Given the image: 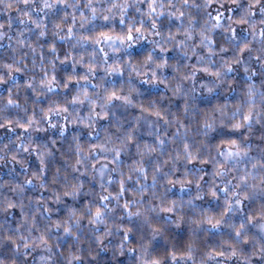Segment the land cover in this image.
Wrapping results in <instances>:
<instances>
[{"label":"clouds","instance_id":"clouds-1","mask_svg":"<svg viewBox=\"0 0 264 264\" xmlns=\"http://www.w3.org/2000/svg\"><path fill=\"white\" fill-rule=\"evenodd\" d=\"M0 264H264V0H0Z\"/></svg>","mask_w":264,"mask_h":264}]
</instances>
